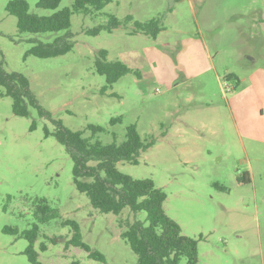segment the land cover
I'll list each match as a JSON object with an SVG mask.
<instances>
[{
	"label": "rangeland",
	"instance_id": "1",
	"mask_svg": "<svg viewBox=\"0 0 264 264\" xmlns=\"http://www.w3.org/2000/svg\"><path fill=\"white\" fill-rule=\"evenodd\" d=\"M7 1L0 0V61L27 77L37 103L84 136H91L88 124L102 126L91 137L103 144L120 143L135 124L153 143L137 164L116 166L162 188L165 213L197 240V264H264V0H111L98 11L72 12L71 50L45 58L26 54L31 39L50 42L64 31L19 32ZM26 1L38 15L73 4L61 0L56 9H45L38 0ZM110 15L160 18L162 30L156 37L130 33L129 23L86 33ZM100 49L131 69L105 94L99 92L105 77L94 68ZM28 111L15 115L11 97L0 95V264H32L24 253L28 241L3 229L30 228L38 198L58 213L39 225L34 250L40 263L135 264L121 232L144 222V212L93 208L73 183L72 160L54 136L56 124L32 106ZM243 173L249 182L238 181ZM67 218L78 222L82 240L103 254V262L67 244Z\"/></svg>",
	"mask_w": 264,
	"mask_h": 264
},
{
	"label": "trees",
	"instance_id": "2",
	"mask_svg": "<svg viewBox=\"0 0 264 264\" xmlns=\"http://www.w3.org/2000/svg\"><path fill=\"white\" fill-rule=\"evenodd\" d=\"M61 0H38L36 5L45 9H56ZM111 0H73L72 8L57 9L50 15H38L30 12L26 0H8L5 10L16 17V26L19 32L31 34L56 33L64 31L50 42L31 39L34 45L26 52L36 57L45 58L62 55L73 46L72 33L69 31L71 14L85 13L89 9L98 11ZM132 24L130 33H142L156 37L162 30L160 18L147 21L132 20L131 15H126L122 20L110 15L104 25H98L86 33L97 34L101 30L111 32L120 25ZM36 40V41H34ZM95 71L105 77V84L99 92L105 94L107 89L122 75L131 71L119 60H108L107 51L100 49L94 61ZM234 77L227 75V78ZM0 95L10 96L12 99V112L15 115L27 116L28 106L36 108L42 117L53 120L56 124L54 136L62 144L72 160V179L78 191L84 193L91 204L101 213L118 215L125 207L133 212L143 211L144 222L133 221L125 226L121 237L129 244L136 254L135 264H197V240L184 235L179 224L169 217L164 209L163 202L166 198L162 188L157 187L153 179L134 178L120 171L116 164L119 161L137 164L138 156L145 151L153 141L146 142L139 134L136 125L127 126L125 139L120 143H101L92 140L95 133L104 131L100 125L88 124L87 129L91 136H84V130H72L66 127L60 119H53L51 113L43 109L29 89V81L23 74L7 71L0 61ZM111 95H115L114 92ZM120 117L112 118L111 123L119 121ZM35 122L31 124V129ZM45 134L49 131L46 129ZM238 181L249 182L248 173L237 177ZM218 188H224L217 185ZM33 214L35 223L28 229L19 232L16 228L4 227L3 231L19 234L28 241L24 250L32 264H42L37 260L34 242L39 234L40 224L49 219L57 218V211L49 205L45 198H38ZM62 224L69 225L72 235L67 241L74 247L83 249L89 258L104 261V256L98 250H93L82 240L80 226L73 219H65ZM40 249L45 250L46 244L42 242ZM68 264H78L72 261Z\"/></svg>",
	"mask_w": 264,
	"mask_h": 264
}]
</instances>
